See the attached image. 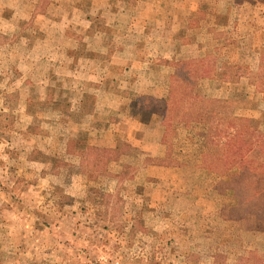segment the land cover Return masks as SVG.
<instances>
[{"label":"rangeland","instance_id":"rangeland-1","mask_svg":"<svg viewBox=\"0 0 264 264\" xmlns=\"http://www.w3.org/2000/svg\"><path fill=\"white\" fill-rule=\"evenodd\" d=\"M250 85L264 0H0V264H264L263 186L229 162L264 134ZM130 86L151 105L109 100ZM146 106L162 138L123 126Z\"/></svg>","mask_w":264,"mask_h":264},{"label":"crops","instance_id":"crops-1","mask_svg":"<svg viewBox=\"0 0 264 264\" xmlns=\"http://www.w3.org/2000/svg\"><path fill=\"white\" fill-rule=\"evenodd\" d=\"M220 15L225 16V13L222 12V14H220ZM251 27L255 28V24H252ZM254 35H255V33H254ZM193 47H194V50L196 48H198V46H196V45H192L191 46L192 49H193ZM196 50H198V49H196ZM262 50H263V47L261 46L259 48H255L254 51L256 52V54H261ZM116 59H118V58H114V60H116ZM128 68L129 67L124 69L122 74L123 73L124 74H128L129 73V71H127ZM165 73H168V72H165ZM122 77H125V76H122ZM227 87H229V84H225V85L223 84V87L220 90H225V92L222 91V94H217L215 96H212V98L214 100H210V101H215V100L220 101V99L227 98L228 97V88ZM108 89L111 90V88H108ZM121 89H123L124 91L119 90L120 94H124L125 95L126 93H128L127 91H130L132 93V96L129 97V98H127V97H118L120 95H118L117 97H114L112 95H109V94H111V91L107 90L106 94H108L110 97L112 96L109 100H114L116 98H123L124 100H126L125 101V105L128 106V107H132V106L136 105V102H135L136 100L144 99L146 101L145 104L149 106V105H151V101L154 100V98L156 97L155 96L156 95V92H155L156 89H153L150 86H146V87L143 86L142 88H134V87L130 86V87H122ZM246 89H247V87L242 92H239L240 94H238V92H237L236 95H235L236 99H240L241 96H245V97L246 96H252V97L254 96L255 100H254L253 103L258 104L260 102H264L263 101L264 98H262V94L257 90V88L255 86L253 87V86L250 85V89L248 90V92H247ZM102 91H98V92H102ZM229 94H230V92H229ZM221 95H223V98H222ZM209 97L210 96H207V98H206L205 96H202V97H199V98L208 101ZM199 98H197L198 100L196 99V103L192 102V104L190 106H187L186 108L180 106L175 112V115H174L175 120L178 119V122H179V120L182 119L183 122L182 123L179 122V123L182 124V125L190 126V127L191 126H195V125H199L200 123H198V122H200V120H198V118H197V115L199 114L198 110L200 109L199 108V104H198ZM215 98H219V99H215ZM247 99H249V98H247ZM147 100H150V101L147 102ZM245 101H246V98H245ZM132 102H135V104L133 105ZM220 102H222V101H220ZM127 103H129V104H127ZM120 104H121L120 106H123V102L122 101H120ZM148 106H146V109H145L146 111L144 110L142 112L141 116L137 115L136 117H131L128 120H125L123 126H125L126 128H128V127L131 128L132 129L131 132L134 133V134H137V133H149L150 135L151 134L154 135L153 132H154V129H156V130H158V137H160L162 133L164 134L165 128L169 127L170 123L168 122V119H164V118L160 122H158L156 124L152 123V120H151L152 117L150 116V113H149L150 109L148 108ZM133 108H135V106ZM222 110L225 111V110H228V109L222 108ZM241 111H243V112L248 111V112L254 113L256 115V112L259 111V110L256 109L255 107L244 108V107H241V106L238 107V109H236V112H241ZM126 116H128V115L126 114ZM129 116H131L130 113H129ZM234 116L235 117H239V118L247 117L246 115H243V114H240V113L239 114H236V113L230 114L228 117H234ZM114 134L111 133L109 138L110 139L113 138L115 140V142H118L117 138L113 137ZM163 136L164 135H162L161 138ZM125 140H126V138H125ZM142 140L143 141H141V143L146 142L147 141V137H145V136L142 137ZM109 147L111 149H114V148H116V144L115 145L111 144V141H110V146ZM150 152H147V153H150ZM162 156L165 157V155H162Z\"/></svg>","mask_w":264,"mask_h":264},{"label":"trees","instance_id":"trees-1","mask_svg":"<svg viewBox=\"0 0 264 264\" xmlns=\"http://www.w3.org/2000/svg\"><path fill=\"white\" fill-rule=\"evenodd\" d=\"M240 128H242V130L240 131H243L246 129L243 126H240ZM238 134L236 136H238ZM244 134L247 137L246 138V141L248 144L246 148L247 150L245 151V153L237 155V156H236V153H234L233 151H230L231 153L229 152V154L231 156L229 158V162L230 163L233 162L232 164H235L237 162H234V161H238L240 170L244 174L252 175L254 178L258 179L260 181L258 183L263 186L261 189L262 191H264V185H263L264 183V134L262 133V131H258V130L252 131L250 129H246ZM235 137L232 138V140L236 139ZM226 142H227L226 144V148H227L228 144L231 142V137H229V139Z\"/></svg>","mask_w":264,"mask_h":264}]
</instances>
